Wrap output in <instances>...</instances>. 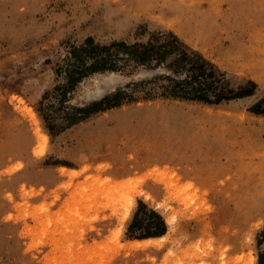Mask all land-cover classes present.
Wrapping results in <instances>:
<instances>
[{
	"label": "rangeland",
	"instance_id": "374dc122",
	"mask_svg": "<svg viewBox=\"0 0 264 264\" xmlns=\"http://www.w3.org/2000/svg\"><path fill=\"white\" fill-rule=\"evenodd\" d=\"M159 32L212 64L209 91L252 94L137 87L171 73L134 64L69 89L57 74L89 37ZM119 89L133 99L62 118ZM42 102L64 129L49 131ZM151 210L167 238L131 247ZM0 264H264V0H0Z\"/></svg>",
	"mask_w": 264,
	"mask_h": 264
},
{
	"label": "trees",
	"instance_id": "16d2710c",
	"mask_svg": "<svg viewBox=\"0 0 264 264\" xmlns=\"http://www.w3.org/2000/svg\"><path fill=\"white\" fill-rule=\"evenodd\" d=\"M132 64L148 71L165 69L171 73L160 75L152 81L137 82L133 85L142 87L149 83H154L158 79H163L166 81L162 85L163 88L169 90L165 93L178 97L202 99L209 103H220L223 100L250 95L253 91L245 90L233 95H227L222 90L216 91L215 87H213L212 91H209L210 86L203 79V76L215 74L211 71L212 64L200 53L190 49L172 32H159L147 42L133 44L125 41L101 44L96 43L92 37H89L77 45L70 46L64 64L59 65L57 68V74L61 75L64 73L66 75L67 88L69 89L93 73L105 71L124 72ZM252 85L254 84L252 83ZM154 88L150 87L147 93H152ZM67 92L63 93L64 97L67 96ZM208 92H211L213 97H209ZM47 96L45 95L44 97L46 98ZM119 99H133V95L119 89L91 106L74 107L72 113H67L62 118L68 121V125H72L92 113L119 105L121 103ZM42 105L45 111L41 109V115L49 131L52 133L53 130L64 129L63 126L54 122L57 117L47 112L48 109L52 108V105H45L43 102ZM138 213L139 210L135 214L130 230H133L138 223ZM151 215L155 217V220L149 224L150 227L147 228V231L139 236L140 239L161 236L167 231L166 223L161 214L151 210Z\"/></svg>",
	"mask_w": 264,
	"mask_h": 264
},
{
	"label": "bare ground",
	"instance_id": "6f19581e",
	"mask_svg": "<svg viewBox=\"0 0 264 264\" xmlns=\"http://www.w3.org/2000/svg\"><path fill=\"white\" fill-rule=\"evenodd\" d=\"M38 134H40L41 133V131L40 130H38V132H37ZM41 137H43V136H41ZM43 139H45V136L43 137ZM112 187L113 188H118L117 187V185H112ZM129 206V205H128ZM129 211L130 210H128L127 212H126V215H128V213H129ZM169 221V222H168ZM168 223H170L171 222V219L169 218L168 219ZM167 238V235H163V236H160V237H155V238H145V239H140V240H135V241H132L131 243H129L130 244V246L131 247H146V246H150V245H155V244H157V243H159L160 241H162V240H165ZM253 260V259H252Z\"/></svg>",
	"mask_w": 264,
	"mask_h": 264
}]
</instances>
